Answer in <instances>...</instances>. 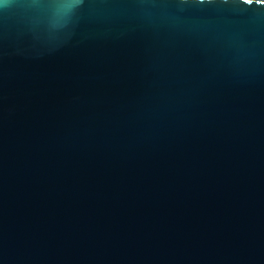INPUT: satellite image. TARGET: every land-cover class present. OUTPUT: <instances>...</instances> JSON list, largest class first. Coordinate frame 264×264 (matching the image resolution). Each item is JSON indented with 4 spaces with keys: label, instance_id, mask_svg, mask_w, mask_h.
<instances>
[{
    "label": "water",
    "instance_id": "obj_1",
    "mask_svg": "<svg viewBox=\"0 0 264 264\" xmlns=\"http://www.w3.org/2000/svg\"><path fill=\"white\" fill-rule=\"evenodd\" d=\"M0 264H264V0H0Z\"/></svg>",
    "mask_w": 264,
    "mask_h": 264
}]
</instances>
